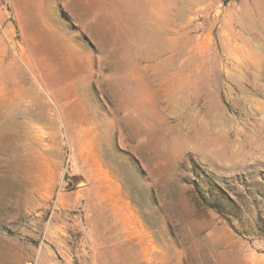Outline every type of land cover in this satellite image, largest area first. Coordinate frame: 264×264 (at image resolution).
<instances>
[{
    "label": "rangeland",
    "instance_id": "1",
    "mask_svg": "<svg viewBox=\"0 0 264 264\" xmlns=\"http://www.w3.org/2000/svg\"><path fill=\"white\" fill-rule=\"evenodd\" d=\"M0 264H264V0H0Z\"/></svg>",
    "mask_w": 264,
    "mask_h": 264
},
{
    "label": "bare ground",
    "instance_id": "2",
    "mask_svg": "<svg viewBox=\"0 0 264 264\" xmlns=\"http://www.w3.org/2000/svg\"><path fill=\"white\" fill-rule=\"evenodd\" d=\"M255 21H256V18H255V16L254 15H252L251 14V12L249 11V29H252V26L251 25H253V23H255ZM251 32H252V30H250ZM235 45V44H234ZM245 48V47H244ZM246 49V48H245ZM232 50V49H231ZM234 51V50H233ZM231 53V52H230ZM237 55V54H236ZM241 55V54H240ZM235 56V55H234Z\"/></svg>",
    "mask_w": 264,
    "mask_h": 264
}]
</instances>
